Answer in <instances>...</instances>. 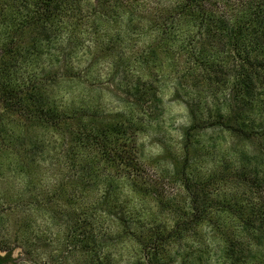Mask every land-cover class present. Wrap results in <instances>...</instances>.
<instances>
[{
	"label": "rangeland",
	"instance_id": "rangeland-1",
	"mask_svg": "<svg viewBox=\"0 0 264 264\" xmlns=\"http://www.w3.org/2000/svg\"><path fill=\"white\" fill-rule=\"evenodd\" d=\"M178 1L0 0V77L21 95L35 93L44 107L20 113L13 106L0 119V254L10 253L7 264H149L156 249L165 264H224L205 227L188 222L186 182L203 197L198 180L224 165L238 171L233 151L245 150L259 170L244 172L257 176L264 195V150L257 148L264 129L253 105L242 118L249 136L225 126L235 119L217 122L236 105L224 67L230 59L217 69L192 63L194 44L189 54L178 47L182 24L173 29L166 21ZM113 119L132 136L131 175L144 193L130 194L119 174L114 190L110 166L98 161L95 169L71 151L80 125ZM250 195L238 201L252 207ZM182 224L189 228L170 238ZM251 251L264 257V240Z\"/></svg>",
	"mask_w": 264,
	"mask_h": 264
},
{
	"label": "trees",
	"instance_id": "trees-1",
	"mask_svg": "<svg viewBox=\"0 0 264 264\" xmlns=\"http://www.w3.org/2000/svg\"><path fill=\"white\" fill-rule=\"evenodd\" d=\"M57 2L58 0H54L55 4ZM178 18H183L184 23L177 22ZM166 21L172 22L169 26L173 29L175 25L182 24L179 27L184 29V33L178 47L184 48L189 54L194 44V53L189 56L193 64L199 62L204 65L209 61L217 64V69L226 64L220 61L223 57L230 59L229 64L224 67L228 68L227 81L236 95V105L234 109L230 107L223 119L217 122L222 125L224 120L235 119L236 126L224 122L225 126L242 136H249L248 122L243 120L248 116L244 106L253 105L259 108L257 116L260 119L249 123V126L255 127L256 122L257 127L264 129V0H180L173 6V13L167 14ZM7 56H2L1 60H5ZM212 80L215 79L212 78L211 82ZM0 84L3 92L0 119L5 113L15 112L13 106H17L20 113H29L32 108L41 111L44 109L42 101L35 99V93H28L27 90L21 95L9 78L2 75ZM74 141L71 151L84 154L88 165L97 169V162L102 161L105 170L110 166V174L106 175L109 187L116 190L117 186L112 182L114 176L119 174L125 185H129L130 194L138 193L142 188L143 193L146 191L144 185L140 186L131 175L132 159L126 148L132 141V136L121 120L80 125ZM257 148L264 150V144ZM233 152L241 168L233 172L228 165H224L209 177L199 179L198 190H202L203 197L195 193L189 182H186L191 209L188 222L205 227V231L213 237L214 244H217V257L224 264H245L247 256L251 264H255L256 260L257 263L264 264L263 256L251 254L253 244H262L264 240V195H258L261 186L257 176L251 179L244 172L246 167L254 172L259 169L248 165L250 156L245 150ZM91 172L93 175L92 167ZM224 188L229 192L225 193ZM218 189L224 191L221 198ZM240 193L251 194V204L248 205L252 207L245 204V199L239 200L244 206L238 204ZM212 194L215 196H211ZM188 228V224L178 225L175 234L171 231L170 238L181 236L182 231ZM158 254V249L151 253L149 264H165ZM9 260L10 253L0 254V264H7Z\"/></svg>",
	"mask_w": 264,
	"mask_h": 264
}]
</instances>
